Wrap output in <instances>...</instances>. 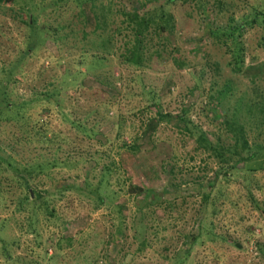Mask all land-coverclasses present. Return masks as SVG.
I'll use <instances>...</instances> for the list:
<instances>
[{
	"label": "rangeland",
	"instance_id": "1",
	"mask_svg": "<svg viewBox=\"0 0 264 264\" xmlns=\"http://www.w3.org/2000/svg\"><path fill=\"white\" fill-rule=\"evenodd\" d=\"M144 2L0 0V81L11 80L12 101L36 100L54 86L64 95L58 110L34 102L23 114L28 122L0 125L4 156L33 167L20 180L0 171V264H264V166L227 164L201 148L180 119L186 114L218 148H233L228 123L237 103L264 96V0H152L150 7L165 5L174 21L150 38L153 60L136 67L121 55L117 28L124 11ZM245 22L236 65L232 42L211 32ZM82 56L93 65L80 64ZM14 66L12 77L1 73ZM226 88L233 95L221 101ZM238 116L249 146L264 154V123L244 104ZM40 131L54 143H43ZM25 135L30 144L14 143ZM122 139L136 140L139 151L121 149ZM54 162L44 173L35 168ZM101 166L110 167L115 193L98 207L79 188L87 179L96 185ZM27 180L58 214L46 221L37 212L36 233L26 229L37 210ZM127 182L145 193L130 196Z\"/></svg>",
	"mask_w": 264,
	"mask_h": 264
},
{
	"label": "trees",
	"instance_id": "2",
	"mask_svg": "<svg viewBox=\"0 0 264 264\" xmlns=\"http://www.w3.org/2000/svg\"><path fill=\"white\" fill-rule=\"evenodd\" d=\"M151 1L152 0H147V2H144L141 6H138L132 12L124 11L122 14L123 17L120 20V26L117 28V32L123 36V52L121 55L126 62L136 67L145 66L149 59L153 60L155 54L152 48V42H149L150 38H154L155 35H161V33H163L164 31H168L166 24L168 25L169 23H173L174 21V15L166 10L165 5H163L162 8H153L150 7ZM175 1L176 0H166V4L171 5L172 3H175ZM217 4L219 6V9H223V4L221 6V2L218 1ZM170 7L172 6H169L168 8ZM262 14L264 13H260L259 15ZM168 15L170 19H168ZM185 22H188L186 18ZM247 24L248 22H245L244 24L241 23L239 26L229 25L226 28H220L211 32L212 36H214L215 39L223 41L225 44H227L228 41L232 42L234 48L232 52L236 65H238L240 62L242 63L243 61L244 49L242 45V38L244 32L246 31ZM21 59H24V57H22ZM101 60H103L102 57L98 56L96 57V61L94 62L98 63V61ZM77 61H79L80 64H83L86 67H91L93 65V63H88V58L86 56H82L81 58L77 59ZM14 68L15 66L12 69L9 68L8 70V68L3 67L1 73L12 77ZM66 73L64 74L65 76L63 78L67 79V82H69L70 84H78L76 78L71 79V74ZM10 86V79H3L0 81V125H2L3 121L15 122L17 126H21V124L28 122V118L23 117V114L27 111L28 108L34 105L32 104L34 102H42L43 105L47 106V111L51 110V104H53L54 107H56L55 109L58 110V108H62L61 106L64 103L63 93L61 92L60 88L54 86L52 89H46L45 91H42V93L38 94L36 100H27L18 104L11 99L9 93ZM229 91L230 90L226 88L224 91H222V94L219 93L220 96L222 95L223 97H225V99H220L221 101H226L233 95L232 93H229ZM242 104H244L248 108V111L253 115L254 119L257 120V123H261V121L262 123H264V121L262 120L264 119V96L261 102L258 101V96H256V93H254L249 100H247L246 97L240 100L235 107L236 110L234 111V118L230 123H228L229 131L233 133V137L235 138L233 148H218L216 145H214V143L208 140L205 133L201 129L189 126L188 120L186 119V117H184L186 116V114H184V116H180V119L184 121L190 137L197 138V142L199 143L200 147L209 152L211 155L226 160L227 164L228 162H234V165L238 166L240 163H243L244 166L249 167V169H257V166H264V154L260 153L258 150H254L252 145L249 146V142L246 137V125L240 122L238 116V113L242 108ZM60 112L63 115H66L63 111ZM160 117L163 118L162 115H160ZM75 126L77 128L81 127L79 125ZM38 134L41 136V141L43 143H46L47 141H49L50 143H54V138L49 139L48 136H45L43 138V132L41 131L38 132ZM23 140L30 144L31 137L26 135L24 139L21 137H17V139L14 140V143H21ZM102 145H106V143H102ZM119 147L127 151L128 153L135 154L139 151V146L136 140L128 142L122 139ZM51 165L55 166L58 165V163H46L45 165L38 164L35 168L38 173H44ZM107 168L102 166L99 167L101 179L96 185H93L89 181V179H87L84 185L80 186L79 188L82 193L83 191H90V193L96 197V203L98 204V207L108 203L109 199L115 193L114 190L110 189L109 183L111 169H109L110 167ZM113 170H115V168H113ZM0 171H13L17 174V179L20 180L24 178L21 173L27 172L30 175L33 172V167L22 165L21 163L16 161L12 155L5 157L0 150ZM0 183L2 182L0 181ZM22 185H24V187L28 190L27 200L33 201L35 202L34 204L37 205V210H35V212L33 213V217L29 219L26 228L27 232L36 233L34 230L35 225L33 221L37 212L44 213L46 221L57 219L58 214L56 215V209L51 205L52 202L50 201V199L45 195L41 197L38 190L32 187L28 180L23 182ZM125 187L126 193L130 196L141 195L146 191L145 188L143 190V188H141L140 186L128 182ZM2 194L3 190L0 188V195ZM25 202L27 201L22 200L19 204L18 210H20L21 213L25 210ZM47 250L48 249H46L45 254L48 253ZM56 255H58L57 249L55 250V254L52 256V258L56 257ZM48 263H50V259ZM29 264H39V262L29 261Z\"/></svg>",
	"mask_w": 264,
	"mask_h": 264
}]
</instances>
